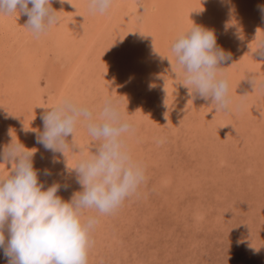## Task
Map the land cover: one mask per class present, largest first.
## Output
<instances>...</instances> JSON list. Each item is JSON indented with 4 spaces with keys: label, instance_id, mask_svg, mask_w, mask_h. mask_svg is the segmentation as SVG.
<instances>
[{
    "label": "rangeland",
    "instance_id": "obj_1",
    "mask_svg": "<svg viewBox=\"0 0 264 264\" xmlns=\"http://www.w3.org/2000/svg\"><path fill=\"white\" fill-rule=\"evenodd\" d=\"M212 1L194 0L195 12L166 16L158 28L149 22L160 10L149 0H113L103 15L90 12L88 0H53L59 22L39 38L26 16L0 14V152L11 142L35 150L38 180L45 188L68 184L57 193L68 201L82 190L71 168L95 149L78 125L66 138L78 145L75 153H56L60 162L51 163L53 153L36 143L41 115L65 96L98 112L110 96L133 125L125 141L145 180L112 214L87 210L98 218L87 264H264V58L255 50L264 0ZM192 24L212 30L232 54L218 66L228 111H215L181 83L169 47ZM10 170L0 161V174ZM0 258L8 264L2 249Z\"/></svg>",
    "mask_w": 264,
    "mask_h": 264
},
{
    "label": "clouds",
    "instance_id": "obj_2",
    "mask_svg": "<svg viewBox=\"0 0 264 264\" xmlns=\"http://www.w3.org/2000/svg\"><path fill=\"white\" fill-rule=\"evenodd\" d=\"M52 2L0 0V14L26 16L25 27L39 38L59 22ZM112 3L88 0L87 6L92 13L104 14ZM260 11L264 14V6ZM170 50L182 73L181 83L198 98L210 99L215 111H228V81L218 74V66L231 61L232 54L217 44L214 32L192 24L175 37ZM255 50L264 58V36L256 40ZM259 87L264 90V81ZM48 109L40 117L43 131L36 135V143L53 153L51 163L60 162L56 153L64 155L78 147L66 139L74 136L78 125L86 129L95 150L71 168L82 190L74 192L68 201L57 195L62 187L67 190L68 184L53 182L45 188V183L38 180L33 164L35 150L11 142L0 152V161L11 164L7 175L0 174V249L8 264H87L91 233L98 223L96 216L86 214L87 210L112 214L145 180L142 165L133 159L125 141L133 125L110 96L103 99L98 112L70 96ZM42 174L52 175L47 169Z\"/></svg>",
    "mask_w": 264,
    "mask_h": 264
},
{
    "label": "bare ground",
    "instance_id": "obj_3",
    "mask_svg": "<svg viewBox=\"0 0 264 264\" xmlns=\"http://www.w3.org/2000/svg\"><path fill=\"white\" fill-rule=\"evenodd\" d=\"M183 1H185V0H183ZM183 1L182 0H149V2L150 3H154L153 5L155 6L156 4L155 3H157V5H156V7H157V10H160V13L158 12V11H156L157 13V16H156V14H155V12H153L152 11V14H150V16L152 15V16H156V17H154V18H152V21H150L149 22V24H151V26L153 27V26H155V25H157L158 26V28H160V27H163V26H159V24L160 23H163L162 21H164V22H166L165 21V18H166V16H168L169 18H171V17H175V16H179V15H182L184 12H185V9H186V11H187V9L188 8H191V7H193V4L195 3L194 2V0H187L188 1V3L187 4H185L184 5V3H183ZM192 2V4H190L191 2ZM202 1V0H201ZM214 1V0H213ZM212 1V2H213ZM226 1V0H225ZM251 1V0H250ZM249 1V2H250ZM215 2H216V0H215ZM219 2V1H218ZM246 2V1H245ZM263 2V1H262ZM199 3V2H198ZM205 3V2H204ZM207 3V2H206ZM230 3V2H229ZM238 3V2H237ZM197 4V3H196ZM250 4V3H249ZM187 5V6H186ZM199 5V4H198ZM197 5V6H198ZM207 5V4H206ZM209 5H211V4H209ZM238 5V4H237ZM252 5V4H251ZM256 5V4H255ZM201 6H203L202 4H201ZM204 6H205V4H204ZM214 6V5H213ZM217 6V5H216ZM244 6H245V4H244ZM153 7V6H152ZM188 7V8H187ZM196 8V7H195ZM195 8L193 7V11L195 12L196 10H195ZM202 8V7H201ZM200 8V9H201ZM210 8H213L212 6L210 7ZM209 8V9H210ZM232 8V7H231ZM242 8V7H241ZM244 8V7H243ZM247 7H245V9H246ZM253 8V7H252ZM192 9V8H191ZM190 9V10H191ZM204 9V8H203ZM202 9V10H203ZM205 9H207V8H205ZM189 10V9H188ZM208 10V9H207ZM214 9H212V11H213ZM230 10V9H229ZM232 10V9H231ZM149 11V10H148ZM192 11V10H191ZM206 11V10H205ZM208 11H210V10H208ZM202 12V11H201ZM200 12V14H202ZM207 12V11H206ZM258 12V11H257ZM256 13V12H255ZM190 14V13H189ZM192 14V13H191ZM232 14V13H231ZM101 15V14H100ZM103 15V14H102ZM158 15H160V17H158ZM186 15H187V13H186ZM194 15H197V14H194ZM203 15V14H202ZM206 16H207V14H205ZM224 15H227V14H224ZM228 15H230V14H228ZM239 15H240V10H239ZM151 16V17H152ZM171 16V17H170ZM199 16H201V15H199ZM211 16H212V14H211ZM233 16V15H232ZM231 16V17H232ZM241 16V15H240ZM100 17V16H99ZM186 17V16H185ZM184 17V18H185ZM202 17H204V16H202ZM208 17V16H207ZM212 17H214V16H212ZM149 18V17H148ZM193 18V17H192ZM230 18V17H229ZM233 18V17H232ZM151 19V18H150ZM149 19V20H150ZM167 19V18H166ZM177 19V18H176ZM197 19V18H196ZM208 19H209V17H208ZM225 19V18H224ZM179 20V19H178ZM200 20V19H199ZM240 20H241V18H240ZM210 21V20H209ZM179 22V21H178ZM181 22V21H180ZM179 22V23H180ZM189 22V21H188ZM195 21H193V23H194ZM227 22V21H226ZM178 23V24H179ZM183 23V22H182ZM190 23V22H189ZM188 23V24H189ZM181 24V23H180ZM206 24V23H205ZM263 24V23H262ZM194 25V24H193ZM204 25V24H203ZM243 25V24H242ZM241 25V26H242ZM185 26V25H184ZM189 26V25H188ZM227 26H228V24H227ZM233 26V25H232ZM168 27V26H167ZM182 27H183V25H182ZM208 27V26H207ZM180 28V27H179ZM206 28V27H205ZM161 29H164V28H161ZM185 29V28H184ZM155 30H156V28H155ZM218 30V29H217ZM237 30V29H236ZM153 31V30H152ZM168 31V30H167ZM241 31V30H240ZM155 32V31H154ZM158 32V31H157ZM172 32V31H171ZM170 32V33H171ZM176 33H177V30L175 31ZM174 32V33H175ZM180 32V31H179ZM223 32V31H222ZM221 32V33H222ZM161 33V32H160ZM173 33V32H172ZM220 33V34H221ZM224 34V33H223ZM160 35V34H159ZM168 35H170V34H168ZM167 35V36H168ZM174 35V34H173ZM177 35V34H176ZM175 35V36H176ZM153 36H154V34H153ZM161 36V35H160ZM160 36H159V38H160ZM175 36H174V38H175ZM216 36V35H215ZM242 36V35H241ZM245 36V35H244ZM255 36V35H254ZM246 37H247V34H246ZM157 38V37H156ZM159 38H157V42L159 43ZM162 39H163V37H161ZM231 38V37H230ZM256 38V37H255ZM165 39V38H164ZM138 40V39H137ZM155 40V39H154ZM172 40V39H171ZM174 40V39H173ZM156 41V40H155ZM154 41V42H155ZM167 41V40H166ZM242 41H244V40H242ZM164 42V41H163ZM246 43V42H245ZM160 44V43H159ZM164 44V43H163ZM161 45V44H160ZM167 45V44H166ZM223 46H224V44H222ZM150 46V45H149ZM161 46H162V48H161ZM160 46V48H159V50H157V51H161L162 52V49H163V45H161ZM228 46H230L229 44H228ZM153 47V46H152ZM166 47V46H165ZM232 47V46H231ZM168 48V47H167ZM170 48V47H169ZM240 48V47H239ZM145 49H146V47H145ZM237 50V49H236ZM239 50V49H238ZM237 50V51H238ZM167 51V50H166ZM236 51V52H237ZM227 52V51H226ZM235 52V51H234ZM233 53V52H232ZM247 53V52H246ZM151 54V53H150ZM157 54V53H156ZM167 54H171V53H168L167 52ZM238 54H239V52H238ZM250 54V53H249ZM162 55V54H161ZM234 55V54H233ZM237 55V54H236ZM241 55V54H240ZM135 56V55H134ZM167 56V55H166ZM249 56V55H248ZM250 56H251V54H250ZM242 57V56H241ZM159 58V57H158ZM134 59H136V58H134L133 57V59H131V61H130V63L131 64H133L136 60H134ZM160 59V58H159ZM166 59V58H165ZM172 59V58H171ZM238 59V58H237ZM253 59V58H252ZM134 60V61H133ZM163 61H164V58L162 59ZM161 60V61H162ZM168 60H170V59H168ZM241 60H242V58H241ZM249 60V59H248ZM144 61V60H143ZM156 61V60H155ZM234 61V60H233ZM245 61V60H244ZM120 62V61H119ZM146 62V61H145ZM246 62V61H245ZM121 63V62H120ZM149 63V62H148ZM152 63V62H151ZM159 62H157V64H158ZM249 63V62H248ZM124 64V63H123ZM125 65V64H124ZM133 67H135V66H133ZM152 67V66H151ZM65 69H67V68H65ZM67 71V70H66ZM244 71H246V70H244ZM70 72L68 71V73H66L67 75L69 74ZM222 73V72H221ZM261 73V72H260ZM246 74V73H245ZM73 75V74H72ZM71 76V74L69 75V77ZM242 76H244V74H242ZM241 76V77H242ZM249 76V75H248ZM79 78V77H78ZM246 78V77H245ZM227 79V78H226ZM242 79H243V77H242ZM261 81V80H260ZM19 82V81H18ZM16 83V82H15ZM79 83H80V81H79ZM83 83V82H82ZM11 85V84H10ZM76 85H77V82H76ZM20 86V85H19ZM254 86V85H253ZM11 88V87H10ZM20 88V87H19ZM94 88V87H93ZM82 92V91H81ZM86 93V92H85ZM245 93V92H244ZM126 94V93H125ZM83 97V96H82ZM22 101V100H21ZM96 101V100H95ZM240 104V103H239ZM191 122V121H190ZM28 148V147H27ZM40 153H42V152H40ZM59 155H61V154H59ZM59 157V156H58ZM35 158V157H34ZM36 160V159H35ZM1 259V258H0Z\"/></svg>",
    "mask_w": 264,
    "mask_h": 264
}]
</instances>
